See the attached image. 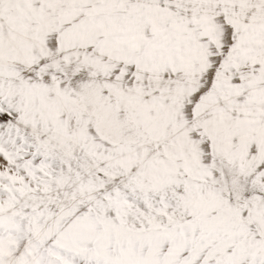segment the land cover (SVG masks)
Wrapping results in <instances>:
<instances>
[{
    "label": "snow or ice",
    "instance_id": "6c2138e0",
    "mask_svg": "<svg viewBox=\"0 0 264 264\" xmlns=\"http://www.w3.org/2000/svg\"><path fill=\"white\" fill-rule=\"evenodd\" d=\"M0 264H264V0H0Z\"/></svg>",
    "mask_w": 264,
    "mask_h": 264
}]
</instances>
